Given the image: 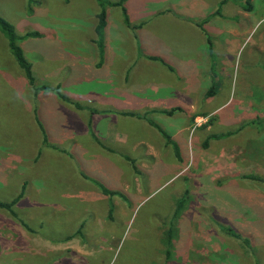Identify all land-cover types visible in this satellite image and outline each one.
Masks as SVG:
<instances>
[{
	"label": "crops",
	"instance_id": "0c3cea01",
	"mask_svg": "<svg viewBox=\"0 0 264 264\" xmlns=\"http://www.w3.org/2000/svg\"><path fill=\"white\" fill-rule=\"evenodd\" d=\"M158 1L161 4L149 7V0H125L128 26L119 7L107 8L100 56L94 42L99 10L95 0L85 11L86 19L75 20L77 32L59 16H45L51 32L47 42L62 40L66 54L76 56L86 68L84 75L70 74L72 86L68 74L57 80L53 77L55 80L42 85L47 88H40L31 101H23L27 122L32 125L31 130L28 123L17 125L26 132L16 146L0 138V202L10 203L9 208L0 207V264H85L84 258L94 252L99 255L93 260L102 262L104 238L87 233L88 224L102 225L103 218L109 219L108 208L125 206L127 199L120 191L141 193L144 183L137 178L138 169L147 172L160 160L171 158L174 150L168 147H172L169 142H175L174 137L184 130L193 143L196 141L198 151H213L215 140L230 135L208 134L196 140L194 133L211 127L214 115L228 102L231 89L238 90L241 98L247 97L255 83L264 93V65L257 60V56H264L263 36H257L248 54H243L252 29L247 23L252 14L250 3L249 10L240 6L236 11L239 20L234 22L230 9H225L231 3L202 0L213 7V23L205 26V12L188 15L183 8ZM33 12L41 16L36 9ZM234 57L239 61L236 69ZM32 72L41 79L50 70L42 72L32 64ZM86 79L90 83H85ZM76 81L84 82L78 90L73 89ZM242 106H238L241 113L247 115L251 101L248 109ZM49 108L55 131L48 124ZM233 111L222 119H235L237 113ZM259 112L251 123L261 120L264 127L262 110ZM173 154L176 162L182 159L178 152ZM92 157L111 162L114 168L119 166L113 171L112 186L102 181L92 184L87 170L76 166L77 161L82 165L84 160L88 167L86 161ZM197 159L202 169L199 173H208L207 182L215 187L216 172H210L213 159H204L202 154ZM100 187L122 199L105 194ZM41 208H57L55 212L62 211V216L49 222L41 215ZM160 225L157 231L161 232ZM89 237H93L90 247ZM172 256L163 257V261Z\"/></svg>",
	"mask_w": 264,
	"mask_h": 264
},
{
	"label": "rangeland",
	"instance_id": "374dc122",
	"mask_svg": "<svg viewBox=\"0 0 264 264\" xmlns=\"http://www.w3.org/2000/svg\"><path fill=\"white\" fill-rule=\"evenodd\" d=\"M165 1L176 5L177 9L183 8L188 15L203 11L206 13L205 20H208V23L202 21L203 24L213 23L211 3H203L202 0H183L184 4L179 0ZM225 1L231 3L225 8L233 14L231 19L238 22L236 11L241 9L240 5L232 0ZM240 1L243 3L244 0ZM38 3L41 5L38 6ZM93 3L94 0H0V16L12 26L16 44L21 48L24 59L30 63L33 77V83L28 84L9 51L7 37L0 31V138L9 139L16 146L19 137L26 132L17 125L29 121L23 101H31L32 95L42 85H49L55 78L57 80L61 75L68 74L69 86H72L70 74L84 75L86 65H80L73 54H66L62 40L47 42L51 32L49 18L45 16H59L67 21V25L75 26L77 32L75 20L77 17L85 20V11L93 7ZM248 3L252 5V14L247 23L252 29L249 30L248 45L243 48V54H248L247 49L259 35L263 36L264 45V0H248ZM157 4L161 3L158 0L148 2L149 7ZM35 9L41 16L33 12ZM32 17H35V23H32ZM31 32L38 35H26ZM71 33L76 36L75 32ZM233 59L232 64L236 69L239 61L237 57ZM257 60L258 64L264 65V56H257ZM32 64L39 66L42 72L46 69L50 72L40 79L38 73L32 72ZM84 82L88 83L89 80ZM83 83L76 81L73 89L78 90ZM62 84L63 81L61 88L64 86ZM253 84L255 88L247 97L241 98L238 90L231 89L228 102L214 115L211 127L195 131L196 140H202L208 134L230 135L215 140L213 151H198L196 141L193 143L190 134L184 130L174 137L173 142L181 160L176 162L172 152L171 158L160 160L149 171L138 169L137 178L144 183L141 193L120 191L127 199L125 206L108 208L109 219L103 218L105 222L102 225L88 224L87 233L101 234L104 247L101 251L102 262L101 259L93 260L99 255L94 252L84 258L85 264H264V127L261 120L251 123L253 117L260 115V110L264 118V93L258 91L257 84ZM218 98L223 100L222 96ZM250 101L251 108L248 107ZM241 105L249 108L247 115L241 113L238 107ZM51 111L49 108L47 118L51 120L47 122L50 129L55 131ZM231 111L237 113L235 117L232 115L235 119H222L225 114L231 115ZM246 116L248 120H245ZM31 125L29 122L27 128L30 129ZM195 128L192 127V130ZM40 135H43L42 132ZM168 147L173 151L170 145ZM201 154L204 159H213L210 172L217 173L215 187L211 181L207 182L208 173L206 176L199 173L202 169L197 165V156ZM87 160L88 167L84 160L82 165L77 161L76 166L87 170L92 184L95 183L93 181H102L111 186L114 184L113 171L119 170L118 165L115 164L114 168L111 162L102 159L95 161V157ZM134 164L138 167V164ZM99 169H103L101 175ZM248 175L259 177L262 181L247 178ZM146 180H149L147 184ZM106 194L118 196L115 192ZM177 202L179 206H176ZM176 207L179 208L173 218ZM40 211L49 222H53L59 214L62 216V211L55 212L59 211L57 208H41ZM160 224L163 226L161 232L157 231ZM157 233L160 238L156 236ZM167 237L169 241L165 248ZM88 244L89 247L93 245V237L88 238ZM167 254L173 255L172 259L164 258L163 261Z\"/></svg>",
	"mask_w": 264,
	"mask_h": 264
},
{
	"label": "trees",
	"instance_id": "16d2710c",
	"mask_svg": "<svg viewBox=\"0 0 264 264\" xmlns=\"http://www.w3.org/2000/svg\"><path fill=\"white\" fill-rule=\"evenodd\" d=\"M124 1L125 0H115V1L95 0V2L97 3V5L99 7V10L96 13V22H95V26H94V33H95L94 42L96 44L99 56L102 55V51H103L102 38H103V29H104L105 20H106V9L109 7H119L120 11H121L123 23L128 26V20H127L126 14H125L124 6H123ZM232 1L239 4L245 10L250 9V5L248 3V0H244L243 3L240 0H232ZM0 31L3 34H5V36L7 37V45H8L9 51L13 55L15 61L19 65V67L22 69V73L24 74L28 84L31 85L33 83V77L31 75L30 63L24 59L21 48L16 44V38H15V35L13 33L12 26L7 21H5L1 16H0ZM26 35H38V33L31 32V33H27ZM150 58L155 59V57H150ZM40 88L45 89L47 87L41 86ZM53 90L55 91V93L60 98L66 99L61 93H59L57 91L56 88H54ZM167 112H169V111H167ZM161 134L167 138V135L165 133H163L162 131H161ZM212 136L216 137L218 135H212ZM167 141H169V140H167ZM169 143L172 145L173 150H174L175 146L173 145V142L170 141ZM174 153L177 154L176 149L174 150ZM246 177L250 178V179L262 181L261 178L253 176V175H248ZM100 188L103 192H105V194H106V192H109L102 187H100ZM9 206H10V203L0 202V207L9 208ZM176 206H179V202H177ZM178 208L179 207H176V210L173 213V218L177 215ZM168 241H169V239L167 237L166 245H167ZM168 255L169 254H167V256Z\"/></svg>",
	"mask_w": 264,
	"mask_h": 264
}]
</instances>
